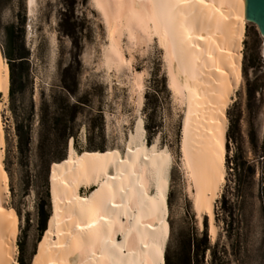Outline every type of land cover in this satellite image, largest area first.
Returning a JSON list of instances; mask_svg holds the SVG:
<instances>
[{
  "label": "rangeland",
  "instance_id": "374dc122",
  "mask_svg": "<svg viewBox=\"0 0 264 264\" xmlns=\"http://www.w3.org/2000/svg\"><path fill=\"white\" fill-rule=\"evenodd\" d=\"M21 7L26 20L24 48L28 53L24 104L28 105L32 100L37 111L41 102L49 103L57 97L61 79L70 84L68 75L63 78L62 74L61 78L63 69L71 62L73 42L66 36L68 32L72 33L81 50L78 88L74 98L81 99L86 106L77 120L76 151L70 148L76 154L82 152L81 156L77 154L80 158L90 155L84 154L86 146H96L105 149L102 150L105 159L113 157L122 162L134 139H140L145 145L144 95L149 92L153 79L164 78L165 90H161L157 100L149 96L147 101L157 107L153 116L154 134L150 145H145L153 152L155 161L163 163L169 173L167 219L161 231L165 244L164 264H186L188 256L192 257V264H264V38L256 26L247 20L241 24L239 82L225 113L226 132L231 125L229 136L232 139L226 140L225 181L213 203L217 237L211 242L208 217H202L201 225L196 218L189 181L180 157L184 108L168 89L164 52L156 39L145 44L131 43L122 37L120 45L126 63L118 68L107 67L103 61V49L107 43L104 24L92 0H36L31 18L26 15V0H2L0 26L13 22ZM1 55L0 60L7 64ZM137 75L142 83L140 106L134 85ZM0 101L2 162L4 131L9 126L8 96L4 100L0 94ZM97 113H101V119ZM37 125L35 117L34 144L38 138ZM234 157L236 161H233ZM226 159L230 163L226 164ZM235 162L253 167L254 174L237 173L233 169ZM3 170L2 164L1 173ZM13 182L16 186L19 178L15 176ZM95 190V187L81 188L78 195L83 200L92 196ZM222 200L226 201L225 206H222ZM35 202L33 191L23 196L17 187L12 194L9 188L7 190L3 206L17 229L12 264H18V260L33 264L45 243L48 221L44 233H40ZM49 207V218L51 220L52 217L53 221L51 203ZM14 208L20 213V218ZM55 239L53 236V241Z\"/></svg>",
  "mask_w": 264,
  "mask_h": 264
},
{
  "label": "bare ground",
  "instance_id": "6f19581e",
  "mask_svg": "<svg viewBox=\"0 0 264 264\" xmlns=\"http://www.w3.org/2000/svg\"><path fill=\"white\" fill-rule=\"evenodd\" d=\"M92 2L104 24L107 67L126 63L122 37L145 44L156 39L163 49L168 89L184 108L179 152L193 209L200 225L202 217H208L214 242L213 203L225 181V113L239 82L244 0ZM35 3L26 0L29 18ZM134 85L140 106L139 75ZM8 87L7 68L0 60L4 100ZM2 147L0 119V169ZM168 174L140 139L131 142L122 162L113 157L80 158L70 150L65 167L50 177L54 217L33 264H164L161 231L167 219ZM7 183L0 171V264L13 263L17 235L15 221L3 206ZM91 187L96 188L94 194L81 200L79 190Z\"/></svg>",
  "mask_w": 264,
  "mask_h": 264
},
{
  "label": "trees",
  "instance_id": "16d2710c",
  "mask_svg": "<svg viewBox=\"0 0 264 264\" xmlns=\"http://www.w3.org/2000/svg\"><path fill=\"white\" fill-rule=\"evenodd\" d=\"M21 8L16 13L13 22L0 26V53L6 60L7 64L5 65L8 66L6 68L9 79V117L7 118L9 126L4 131L5 154L2 164L5 171L3 170V174L6 178L8 177V188L11 194L14 192L15 187L19 188L23 196L30 191L35 193L38 217L37 228L40 233L42 231L44 233L46 222L48 221L47 231L52 224V217L51 220L49 218L50 177L53 172L60 171L65 167L69 151L73 149L76 151V137L79 131L77 120L82 114V109L86 106V103L81 99L74 98L78 88L77 78L80 70L78 59L81 50L72 33L68 32L66 36L73 42L71 62L63 69L61 78L62 74L63 78L64 75H68L71 80L70 84L61 79L57 97H53L52 102L49 103L41 102L37 111L32 100L28 105L24 104L23 91L24 84L27 81L28 53L24 48L23 38L26 20L24 8ZM162 89L165 90L164 78L153 79L149 92L144 95L145 101L142 112L144 115L143 130L146 146L150 145L151 136L154 134L156 127L153 116L157 107L154 103H148L147 101L149 96L157 100ZM35 117L38 121V138L34 144L32 132ZM97 117L101 119V113H97ZM230 130L231 125L228 126L226 132V140L228 141L232 139L229 136ZM68 141L71 142L68 143ZM85 150L87 152H84V154H90L86 156L87 158H95L96 155L94 154H97L98 158L105 160L102 152L105 149L102 147L86 146ZM77 154L81 156L83 153L77 152ZM235 157L233 161H236ZM228 163L230 162L226 159V164ZM233 169L237 173L248 172L250 175L254 174L253 167L246 166L243 162H240V164L235 162ZM15 176L19 178L16 186L13 182ZM221 204L225 206L227 203L222 200ZM14 211L20 218L18 210L14 208ZM42 238H44V235ZM192 262V257L188 256L186 264H192ZM18 264H29V261L18 260Z\"/></svg>",
  "mask_w": 264,
  "mask_h": 264
},
{
  "label": "water",
  "instance_id": "95a60500",
  "mask_svg": "<svg viewBox=\"0 0 264 264\" xmlns=\"http://www.w3.org/2000/svg\"><path fill=\"white\" fill-rule=\"evenodd\" d=\"M244 15L245 19L254 24L259 34L264 38V0H244ZM262 55L264 58V40Z\"/></svg>",
  "mask_w": 264,
  "mask_h": 264
}]
</instances>
